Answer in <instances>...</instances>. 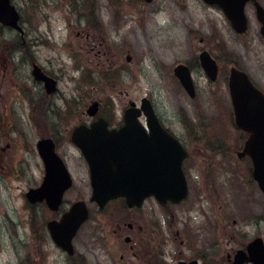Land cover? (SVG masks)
Here are the masks:
<instances>
[{"label":"rangeland","instance_id":"1","mask_svg":"<svg viewBox=\"0 0 264 264\" xmlns=\"http://www.w3.org/2000/svg\"><path fill=\"white\" fill-rule=\"evenodd\" d=\"M258 1L264 7V0ZM13 2L26 44L15 32L0 28V264H26L27 254H36L39 247L49 264H59L60 252L46 238L36 237V248L31 244L25 193L43 177L36 141L72 127L84 118L76 107L83 111L95 99L120 117L129 100L148 97L164 118L176 127L185 122L189 139L203 144L189 165L191 185L199 190L189 201V256L205 255L207 264H230L227 253L239 227L242 241L264 238V194L252 179L251 159L237 156L246 137L233 122L227 85L233 63L264 86V37L253 2L246 5L249 28L242 35L219 6L203 0ZM93 44L98 45L95 51ZM203 49L220 65L216 81L200 64ZM25 54L59 77V94L47 95L38 82L25 79ZM179 63L192 69L194 98L175 75ZM24 86L31 98L20 88ZM58 116L65 124L57 122ZM67 142L61 141L60 154L73 170L76 190L65 195L73 197L89 183V169L81 150ZM47 212L39 208L33 221L40 225ZM79 238L86 239L85 233Z\"/></svg>","mask_w":264,"mask_h":264},{"label":"water","instance_id":"2","mask_svg":"<svg viewBox=\"0 0 264 264\" xmlns=\"http://www.w3.org/2000/svg\"><path fill=\"white\" fill-rule=\"evenodd\" d=\"M204 1L218 5L230 20L233 29L240 34L248 29L246 5L249 1H254L257 18L261 23L260 31L264 37V7L258 0ZM19 20L20 12L12 0H0V23L23 32ZM199 58L208 77L216 80L219 73L216 59L207 50L202 51ZM33 73L37 79L45 81L49 91L54 90L56 81L44 74L39 66H34ZM175 74L189 95L195 97L196 89L190 68L185 64H179L175 67ZM229 90L236 124L249 133L238 156L251 157L253 177L264 193V93L253 84L247 72L236 67L230 69ZM142 109L148 121L155 125L151 127L152 132L159 130L161 137L166 139L161 143L145 141V151L141 148L138 135L134 136L133 140H128L131 138V133L138 132L139 128L135 123L139 122L138 117ZM142 109H134L132 106L126 109V124L120 130H109L98 121L91 128L76 127L72 133V140L81 148L88 162L93 199L100 206L109 199L119 196L126 197L130 204L140 203L148 195H161L178 200L186 196L187 187L182 171L183 157L165 156L174 155V151H168L173 146L174 140L160 125L148 98L142 99ZM87 110L90 114H94L98 110V103L94 102ZM50 141L43 139L38 142L47 171L43 184L37 189H30L27 196L32 201L46 197L51 208L57 209L72 180L63 160L55 153L54 145ZM154 145L157 150L154 149ZM160 154L162 155L159 156ZM88 217L89 211L85 202L78 201L61 221H50L49 229L55 242L65 249H70L73 236ZM252 247H258L256 252H252V260L255 264H264L263 241L257 239ZM233 264H243L241 254L236 256Z\"/></svg>","mask_w":264,"mask_h":264},{"label":"flooded vegetation","instance_id":"3","mask_svg":"<svg viewBox=\"0 0 264 264\" xmlns=\"http://www.w3.org/2000/svg\"><path fill=\"white\" fill-rule=\"evenodd\" d=\"M0 28L8 29L13 33L15 32L17 36H21L23 39V44H26V40L24 38V27L23 32H20L11 26H1ZM85 36L87 39L90 38L88 33H86ZM97 46V44H93L92 47L94 51ZM25 47L23 50H25ZM22 61H28V69L26 71L25 79H29L32 82L34 80L38 82V85L41 86V90L43 91L44 88V91H46L47 95L54 96V94H59L60 79L55 73L52 74L50 71L44 69L42 65H38L33 58H27L26 54ZM35 65L39 66L44 74L52 77L56 81L54 90L49 91L45 85V82L41 79H37L34 76L33 71ZM186 65L190 67L188 64ZM234 66L240 68L238 65L231 63L228 69V82L230 68ZM250 77L253 84L264 93V86L256 82L251 75ZM26 85L30 87L28 83H26ZM20 88H22L26 95L31 98V96H29L30 93L27 87L24 86ZM43 97L47 98L48 96ZM73 99L76 100V97H73ZM92 102L98 103V110L94 114H90L88 112V107H86V109L83 111L76 107L79 113L84 114V118H81L80 121L72 125V127L68 129L64 128L63 131L60 129H56L50 133L48 131L49 135L42 136L36 141V148L39 154L36 156L39 159V165L43 166V177L40 182L37 181L33 185H30L25 193L27 208L29 210V221L30 225L32 226V229L30 228L29 230L31 233L30 238L33 248L37 247V241L35 239L36 237L40 240L46 238V242H50L60 252L61 260H59V264H102V262L105 263L106 261L110 262V264H207L204 262L205 255L189 256V201H192L194 197L198 196L199 194V190L191 185L192 181L190 180L189 176V165L191 161H195L194 159L192 160L194 156V150L200 151L203 144L201 141L195 143L194 140L189 139L188 124L184 122L179 127H176L173 121H169L168 119L164 118L160 112H158L154 104L153 106L160 120L161 126L169 135L172 136L174 140L173 146L168 149V151H174V155L166 154L165 156H177L176 158L183 157L182 171L184 173L187 187L186 196L181 200H178V198L172 199L167 196L148 195L143 198L140 203L135 204H130L126 197L119 196L109 199L103 206H100L99 203L93 199V186L91 183L89 166V183L83 186L82 191L77 190L73 197H68V195L65 196L66 193H70L72 189L74 191L76 190V184L74 181L72 168L67 164L65 158H63L60 154L61 141L65 139L68 141L67 143L74 144L81 150V148L71 140V134L76 127L85 126L87 128H91L95 122L99 121V124L105 125L110 130H120L126 124L124 120L126 109H128L131 105H133V108L135 109L141 104V100L139 102L129 100L121 108V116L116 117L115 110L109 112L104 110L103 101L101 99H95ZM43 108L44 107H38L40 110H43ZM49 111H51V108ZM38 113V115L41 116L42 112L40 111ZM232 114L234 120L233 122L235 123L233 106ZM78 118L79 116L77 119ZM37 122L38 121H36V123ZM57 122L60 124H65L64 117L58 116ZM135 124L139 128L138 132L133 134L131 133V138L128 140H133V137L138 135L142 145L141 148H143L144 151L145 141L161 143L163 140H166L165 138L161 137V131L157 130L152 132L151 127L155 125L154 123L147 121L144 111L141 110L139 122ZM247 136L248 134L245 133L246 138ZM246 138L244 139V142ZM43 139L51 140L50 142H52L54 145L55 153H57V155H59V157L66 164L72 180L69 188L65 190L62 197V202L57 209L51 208L46 197H44L42 200L37 199L32 201L27 196V193L30 189H37L43 184L46 175V164L38 147V142ZM7 145H9V143ZM154 147V149L157 150L155 145ZM161 155L162 154L159 156ZM196 156L199 157L200 154ZM209 197L212 199L211 196ZM217 197L221 202L222 193L218 192ZM78 201L85 202L89 211V218L79 227L73 236L71 248L65 249L63 246L57 244L53 239L52 233L49 229V222L53 220L61 221L65 214H67L71 207ZM224 203L222 201L221 204L224 205ZM39 208L45 210L47 209L48 217L46 214L43 215L44 221L40 223V225H37V223L33 220L35 219V212L36 210H39ZM246 214L251 213L250 211H246ZM242 231V228L239 227L236 235L233 234L232 236L233 238L237 237L238 241L236 240L234 245L227 253L228 261L230 264H232L236 260V256L241 254L243 264H255V262L252 260V252H256L258 247L254 248L252 247V244L257 239H261L264 244V238L263 236H255L249 241H242L241 238L239 239ZM83 233L86 235V239L84 240L79 238ZM229 239L232 238L229 237ZM98 248L104 252L105 259H101L99 257V253L97 251ZM46 256L47 255L44 253V250L39 247V251H37L36 254L34 251H31L27 254L26 264H49L50 260Z\"/></svg>","mask_w":264,"mask_h":264}]
</instances>
